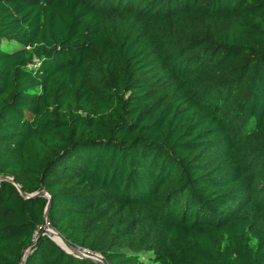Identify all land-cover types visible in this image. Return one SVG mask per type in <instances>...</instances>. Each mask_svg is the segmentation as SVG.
<instances>
[{
    "label": "trees",
    "instance_id": "trees-1",
    "mask_svg": "<svg viewBox=\"0 0 264 264\" xmlns=\"http://www.w3.org/2000/svg\"><path fill=\"white\" fill-rule=\"evenodd\" d=\"M0 177V264H264V0H0Z\"/></svg>",
    "mask_w": 264,
    "mask_h": 264
},
{
    "label": "water",
    "instance_id": "water-1",
    "mask_svg": "<svg viewBox=\"0 0 264 264\" xmlns=\"http://www.w3.org/2000/svg\"><path fill=\"white\" fill-rule=\"evenodd\" d=\"M0 180H7V181H10L16 188L17 190L19 191L20 194H22L24 197H32V196H36V197H39V196H43V197H46L47 198V201H49V195L48 193L46 192H43V191H39V192H34V193H31V194H23L21 192V190L19 189V186H17L13 181H12V178H8V177H0ZM48 204V203H47ZM44 220H43V227H42V231H41V234H44L46 236H48L51 240H53L56 244H58L62 249H64L65 251L69 252V253H74V254H77L81 257H84V258H87L89 261H91L93 264H105L100 258H99V255L97 254H92V255H87L83 252H79L77 249H74L73 247H71L67 242H65L63 239V244L64 246H61L59 243H57L54 239H53V235L56 234L55 231H53L52 229H50L48 226H47V223L45 221V213H44Z\"/></svg>",
    "mask_w": 264,
    "mask_h": 264
},
{
    "label": "bare ground",
    "instance_id": "bare-ground-1",
    "mask_svg": "<svg viewBox=\"0 0 264 264\" xmlns=\"http://www.w3.org/2000/svg\"><path fill=\"white\" fill-rule=\"evenodd\" d=\"M52 237H53V239H54L57 243H59L61 246H64L63 241H62V238L59 237L57 233L54 234Z\"/></svg>",
    "mask_w": 264,
    "mask_h": 264
}]
</instances>
